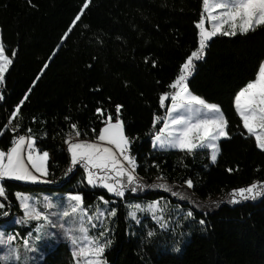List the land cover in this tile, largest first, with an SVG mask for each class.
<instances>
[{
  "label": "trees",
  "instance_id": "obj_1",
  "mask_svg": "<svg viewBox=\"0 0 264 264\" xmlns=\"http://www.w3.org/2000/svg\"><path fill=\"white\" fill-rule=\"evenodd\" d=\"M83 3L0 0L1 41L12 59L0 89V150H7L15 135H32L38 149L53 153L50 169L56 171L50 186L3 181L4 210L22 214L17 192L82 193L86 207L99 203L103 195L117 209L113 243L105 252L107 264H264V196L236 206L226 204L227 198L216 200L264 180V151L243 128L234 106L235 94L255 78L264 62V27L246 35L215 36L189 79L193 94L218 104L228 121L229 137L219 142L220 153L212 163L209 150L189 155L154 151L152 145L156 131L163 127L162 119L153 127V119L166 114L159 96L172 91L168 84L198 47L196 24L203 12L202 0H90L81 14ZM78 14L81 19L73 26ZM25 95L20 116L12 121L19 127L15 131L11 125L4 127ZM117 104L123 105L120 115L126 134L134 138L131 154L147 171L141 173L144 179L163 175L166 182L186 185L184 181L191 178L196 198L221 204L215 210H194L195 219L184 227L190 239L182 237L179 253L162 251L164 241L147 236L155 225L141 228L132 223L123 200L105 189L91 188L81 177L63 181L64 164H54L65 158L62 139L71 123L82 134L97 133L102 120L115 115ZM96 108L104 110L103 117ZM144 196L160 200L166 194ZM201 219L205 224L199 223ZM168 242L178 244L170 238ZM40 264H74L72 250L64 241L55 242Z\"/></svg>",
  "mask_w": 264,
  "mask_h": 264
},
{
  "label": "snow or ice",
  "instance_id": "obj_2",
  "mask_svg": "<svg viewBox=\"0 0 264 264\" xmlns=\"http://www.w3.org/2000/svg\"><path fill=\"white\" fill-rule=\"evenodd\" d=\"M31 0H29V3ZM90 0H84L83 10L89 7ZM203 12L196 24L198 32V47L191 51L186 60L179 66L178 74L168 84L171 92H164L159 96V105L166 108L163 118L157 116L153 119V127L163 120L154 136L153 144L161 149L175 148L189 155L195 154L197 150H210L212 163L217 160L220 152L218 141L228 138V121L216 103H210L199 95L193 94L189 88V77L195 68V62L203 58L208 42L219 35L236 36L255 32L257 28L264 27V0H202ZM207 13V16H205ZM81 14L76 15L72 21L81 19ZM206 20L209 27H206ZM72 28L68 29L71 32ZM15 56V52L11 54ZM12 59L6 54V49L0 41V84L5 82V73L9 70ZM153 67L155 61H151ZM47 67V65H45ZM3 96H0V100ZM27 95L16 105L10 113L8 122L4 127L12 126L15 131L19 125H13L21 113ZM170 100V106L166 101ZM235 111L242 121L243 128L249 136L255 138V146L264 151V62L258 65L255 78L249 81L234 96ZM123 105H115V115L108 114L103 120V127L99 128L97 139L94 141L80 139L81 133L76 123L70 124V131L64 143L67 145V153L70 154L69 166L65 175L73 172L79 165L83 168L87 184L93 188L107 190L115 197L125 198L126 192L137 193L145 188L161 189L177 196L181 200H190V196L173 191L164 182L163 175L157 177V182L147 184L137 174V161L131 154L133 137L126 134L125 123L121 119ZM95 112L104 116V110L96 108ZM65 119H69L65 117ZM31 133V129H28ZM3 133H0L2 135ZM243 134V133H242ZM11 146L7 150H0V182L5 180L24 181L36 183L47 177L49 152L38 149L36 138L32 135H15L11 139ZM231 171V169H229ZM37 173L39 175H37ZM47 182V181H44ZM189 189L194 188V181L188 178L184 181ZM22 210V217L15 221L16 224L28 226L35 221V231L39 233L46 225L53 228L59 227L63 230V237L72 246V257L74 264H107L105 252L111 247L113 241L110 238L112 229L108 226L111 218L116 217L117 209L95 207L94 212L84 204L82 193H69L61 203H54L48 196L43 197V210L37 203L32 202V196L26 193H15ZM264 196V184L252 183L247 187L233 189L229 194L228 202L237 204L241 201L255 200ZM0 197L6 199L5 187L0 183ZM104 205L110 203L103 195L99 198ZM193 203H195L193 201ZM6 203L0 202V209H5ZM128 217L137 224L141 223L138 213L150 215L161 230L169 227L166 218V205L159 199L152 200L145 205L130 203L128 205ZM58 209V211L48 210ZM3 216L9 213L4 211ZM52 216H56L54 221ZM184 219H195L194 209L189 208ZM201 225L205 221H199ZM96 229V233H92ZM19 233L6 234L0 231V245L6 247L4 255H0V264H30L29 258L25 256L22 260L18 249L11 247V242ZM31 235V232L28 233ZM156 235L149 231L150 238ZM27 247L28 241L24 240ZM35 251V249H32ZM179 252L180 249L174 248Z\"/></svg>",
  "mask_w": 264,
  "mask_h": 264
},
{
  "label": "rangeland",
  "instance_id": "obj_3",
  "mask_svg": "<svg viewBox=\"0 0 264 264\" xmlns=\"http://www.w3.org/2000/svg\"><path fill=\"white\" fill-rule=\"evenodd\" d=\"M205 16H207V13H205ZM205 26L209 27V24H208L207 20H206ZM0 41H1V35H0ZM206 50H207V48L205 49V54H204L203 58L201 60H199V61H196L195 65L197 63L205 60ZM194 72H195V68L193 70L192 75L189 77V79L194 75ZM1 85L2 84H0V89H1ZM166 103H167V101H166ZM67 134L62 139V150L64 151L65 158H64V160H63V158H61V159H59L56 162L54 161L55 165L64 164V166L62 167V171H64V172L62 174L65 173V170L69 166V161H70V154L67 153V151H66L67 145L64 143L65 139L67 138ZM97 134H98V132L96 133V131H93V132L92 131H86L83 134L81 133L80 139L94 141V140L97 139ZM224 139H227V138H221L220 141L224 140ZM220 141H218V143ZM152 145H153V150L154 151H166V150L180 151L179 149H175V148L161 149L158 146V144L156 146H154L153 142H152ZM219 153H218V156H219ZM218 156H217V158H218ZM53 158H54L53 153L49 152V160L47 162L49 174H48L47 177H44L43 180L37 181L36 183L24 182V181H15V182H19V183L26 184V185L50 186L51 185L50 184L51 183L50 182V177H51V175L56 173L55 169L53 170L54 173L53 172L51 173V169H50L51 165H52ZM65 162L67 163L66 166H65ZM143 170L146 171L144 166H140L139 163L137 162L136 171H137V174L140 177H142V178H143V176H142L141 173H142ZM75 173L77 175H74ZM37 175H39V174L37 173ZM72 177L84 178V180H85V182L87 184L84 170L79 165H77L73 169L72 173H69L68 175H65L63 181H66L67 179L72 178ZM151 180H154V179H150V180L149 179H147V180L144 179V181L147 184H151L153 182H157V180H154L153 182L148 183V181H151ZM10 181H14V180H10ZM44 181H47V182H44ZM164 182H166V181H164ZM0 183L3 184V182H0ZM61 183L62 182H59L58 184H52V185L58 186ZM166 183H168V185L173 189V191L188 195V196H190L191 199L190 200H181L177 196L171 195V193H169V192H164L161 189H152V188H145L143 191H140V192H137V193L126 192L125 198H119V197H115L111 193H109V194L112 197H114L115 199H117V200H123L125 202L126 206H127V211H129L128 205L130 203H140L142 205H145L148 202L152 201V200H149L148 198H146L144 196L146 194H151V193H154V192H159V193L166 194L165 197H162L160 199L161 203L163 205H166V207H167V211H166L165 215H166V218L168 219L169 227L166 230H161L159 228V226L156 224V222L151 219V216L150 215H146L144 213H138V216H139V218L141 220L140 224H137L135 221H132L130 218H129V220L132 223H135V225L137 227L140 226L141 228H142V226H144L145 228L149 227L150 224L155 225L156 228L153 229V231L156 233V235H154V238L161 239L162 241H164L162 243V246L160 247V249L162 251H169L170 250V251L179 253L177 251H174L173 249L178 247L180 249V251H181V248H183L184 245H182V247H180V240H182L184 237H186V241H189V239H190V235L186 236V234H184V230H185L184 227H185L186 223L187 222L189 223L188 220L192 219V218H188V219H184L183 218L185 213L187 212V210H189V208H193L196 211L197 210H199V211L200 210H207V209L208 210H215L221 205L220 203L216 204L215 201L216 200L217 201L225 200L224 198H227V200H228L229 199V194L232 191L230 193H228L227 195L223 196L222 198H218L216 200H209V201H206V202H202L198 198L195 197V195L193 194L192 190L189 189L187 187V185L177 184V183H169V182H166ZM256 183L264 184V180L256 182ZM88 186H90V185H88ZM90 187L93 188L92 186H90ZM97 188H99V187H97ZM29 195H31L32 198H33L32 202L33 203L39 202L37 204V206L41 210H43V197L44 196L50 197L54 203H61V202H63L65 200V198L67 197L68 194L60 193V192L54 191V190H47L45 192L34 193V194H29ZM3 198L4 197H0V202H2L1 199H3ZM261 198H262V196L257 197L255 200H248V201H259ZM193 201L195 203H193ZM242 202H244V201H241L240 203H242ZM115 203H118V202H115ZM240 203L231 204L228 201L226 202V204L231 205V206H236V205H239ZM18 204H19V201H18ZM96 206H99L101 208H112V205L110 203L108 205H104L100 201L99 203H96L95 205L89 207V211L90 212H94ZM2 210L5 211L4 209H2ZM48 211H49V213H51L52 211H58V209H51V210H48ZM8 213H9L8 216H3L2 214L0 216V220H3V222L0 224V231L4 232L6 234V236H7V234L19 233V235L16 236V239L11 242V247L15 248V249H18V251L21 254L22 260H23V258L25 256H27L29 258L30 264H40L44 260L45 255L47 254V252L52 249L53 244L55 242H59V241L66 242L69 245V247L71 248V250H72L71 244L66 239H64L63 230L60 229L59 227L53 228L50 225H46L39 233H37L34 230L35 226H36V222L35 221L30 222V224L28 226H23V225H20V224H16L15 221L17 219L21 218L22 214L20 215L18 213H15L14 215H12L11 212H8ZM51 219L55 221L57 219V217L56 216H52ZM114 219H115V217H112L111 221H110V224L108 225L112 229V231L110 233V238L112 239V241H113V236H114V230H113V221H114ZM91 231H92L93 234H95L97 230L96 229H92ZM29 232H31V235H28ZM169 238L172 240V243H174V242L176 243L177 242L178 244L176 246H173V244H171V243L169 244V242H168ZM24 240L28 241L27 247L24 244ZM32 249H35V251H33ZM5 252H6V247L0 245V255H4Z\"/></svg>",
  "mask_w": 264,
  "mask_h": 264
},
{
  "label": "built area",
  "instance_id": "obj_4",
  "mask_svg": "<svg viewBox=\"0 0 264 264\" xmlns=\"http://www.w3.org/2000/svg\"><path fill=\"white\" fill-rule=\"evenodd\" d=\"M22 135H26V134H22Z\"/></svg>",
  "mask_w": 264,
  "mask_h": 264
}]
</instances>
